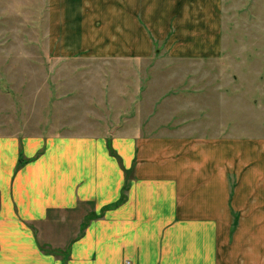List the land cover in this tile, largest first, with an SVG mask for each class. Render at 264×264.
Segmentation results:
<instances>
[{"label": "crops", "instance_id": "0c3cea01", "mask_svg": "<svg viewBox=\"0 0 264 264\" xmlns=\"http://www.w3.org/2000/svg\"><path fill=\"white\" fill-rule=\"evenodd\" d=\"M221 5L222 0H51L49 44L58 54L66 45L75 49L82 28L92 31L98 16L105 25L99 56L145 58L155 39L168 37L171 54L217 57ZM88 37L93 44L96 37L91 32ZM144 123L114 138L117 155L108 149L111 137H62L51 148L41 141L30 154L36 161L54 156L56 173L73 175V200L66 205L73 204L76 215L84 200L83 206L91 202L87 208L100 215L83 238L69 242L78 257L87 255L86 264H264V140L189 138ZM21 145L31 152L27 140H0L1 170L18 165ZM40 147L45 150L36 156ZM11 207L13 217L0 216L10 225L0 229V264H48L39 260L42 252L26 225L29 245L13 240L7 247L11 242L3 241L12 237L20 205ZM47 209L42 220L49 218ZM80 228L75 224L76 235Z\"/></svg>", "mask_w": 264, "mask_h": 264}, {"label": "rangeland", "instance_id": "374dc122", "mask_svg": "<svg viewBox=\"0 0 264 264\" xmlns=\"http://www.w3.org/2000/svg\"><path fill=\"white\" fill-rule=\"evenodd\" d=\"M50 2L0 0V140H27L31 151L21 145L18 165L0 169V216H12L15 202L22 222L16 217L11 239L3 241L11 242L7 247L13 240L16 246L29 245L24 224L33 230L39 260L86 264L87 255L80 259L69 242L83 238L100 215L87 208L91 202L83 206L86 200L76 205L81 203L82 210L76 215L73 204L66 205L73 200V175L56 173L54 156L36 161L30 154L41 141L51 148L62 137H111L107 145L115 154L114 138L144 121L148 128L189 138L264 140V0H222L223 43L217 57L176 56L167 37L155 39L152 54L139 59L99 56L105 25L98 16L92 31L82 28L81 45L60 47L58 54L49 44ZM199 17L197 12L194 25ZM89 32L96 37L93 44ZM38 149L36 156L45 150ZM46 209L49 218L42 220ZM74 223H81L78 235ZM9 226L0 222V229Z\"/></svg>", "mask_w": 264, "mask_h": 264}]
</instances>
